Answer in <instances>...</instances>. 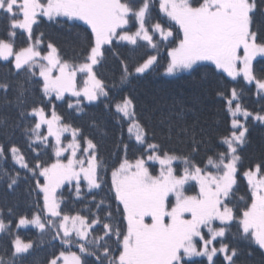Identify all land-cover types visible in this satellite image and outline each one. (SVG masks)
<instances>
[{
    "label": "snow or ice",
    "instance_id": "6c2138e0",
    "mask_svg": "<svg viewBox=\"0 0 264 264\" xmlns=\"http://www.w3.org/2000/svg\"><path fill=\"white\" fill-rule=\"evenodd\" d=\"M0 19L7 21L0 62L8 69L0 74V186L15 194L31 180L43 200L33 214L0 203V237L11 238L0 264H25L34 244L13 228L29 226L66 249L47 264H247L264 256V159L245 167L243 156L249 119L264 126V0H0ZM45 19L68 28L71 60L35 34ZM145 46L157 53L171 46L165 76L234 82L230 95L215 90L230 128L206 126L182 103L143 98L136 82L158 65L157 54L134 59ZM109 56L118 74L105 80ZM243 85L255 86L258 109L241 103ZM56 102L80 117L103 105L119 130L114 164L94 137L58 114ZM89 127L108 135L95 118ZM17 134L34 153L30 160L13 142ZM135 145L139 155L130 159ZM242 181L247 199L238 196ZM66 185L78 199L91 196L88 216L63 212L57 192ZM105 188L110 195L97 199Z\"/></svg>",
    "mask_w": 264,
    "mask_h": 264
},
{
    "label": "trees",
    "instance_id": "16d2710c",
    "mask_svg": "<svg viewBox=\"0 0 264 264\" xmlns=\"http://www.w3.org/2000/svg\"><path fill=\"white\" fill-rule=\"evenodd\" d=\"M7 21L0 19V37L5 35V28ZM35 27V26H34ZM178 28V26H177ZM80 29H74L73 32H79ZM44 33L45 38L51 39L57 43L62 49V55L71 60L74 56L72 44V36L69 34L67 27L56 24L54 21H48L47 19L38 27L35 28V34L39 36L40 33ZM17 47L24 46L25 40L18 36L16 41ZM167 44V42H166ZM171 46H162L159 52H155L151 47L145 46L138 50L134 59L139 60L146 58L148 53L158 55V65L154 66L155 71L145 78L136 82L137 92L145 99L149 101L152 98L158 100L162 105H171L173 102L182 103L184 107L191 108L199 115L202 123L207 122L206 126H210L212 129L218 132H225L230 128L231 117L226 111L225 101H220L215 95L217 87L225 88L229 90L234 86V82H230L228 78L220 81H213L212 83H200L198 78H174L164 75V68L167 63V51ZM127 55V53H125ZM117 61L113 57H108V62L101 69V74L105 80H111L114 74L117 73ZM8 69L2 66L0 62V74L7 73ZM78 85L81 83L80 74L78 75ZM243 99L241 103L245 105L249 110H256L259 108L258 98L255 95V86L243 85ZM239 90V89H238ZM69 98V97H68ZM72 100L71 98H69ZM73 101V100H72ZM57 103V112L61 114L63 118L70 124L81 127L84 130L85 135L94 137L100 144V152L103 158L107 161L108 165H112L116 161V154L114 144L119 136V130L112 127V121L103 105L99 107L90 105L86 111L88 115L86 117H80L72 109L67 107V104L61 102ZM87 104V103H85ZM95 118L102 125L107 126L108 135L100 136L96 130L89 127L90 120ZM193 118L192 113H189L188 119L191 121ZM249 128V143L246 150L243 152L245 167L253 165L264 159V126H261L251 119L248 121ZM124 138L128 140L127 129L125 128ZM14 143L18 144L21 149H24L26 157L30 160L34 153L29 154L24 140L17 134L12 137ZM167 147L178 148L176 144H169ZM139 145L131 146L127 153L128 157L134 158L139 155ZM44 160H48L49 156L44 155ZM54 160L55 157L53 156ZM0 166L2 162H0ZM9 167L11 163L9 162ZM110 178V172H109ZM75 183H73L74 185ZM67 191L62 189L59 193V199L61 202V208L64 213L75 216L81 214L88 216L89 206L91 203V196H85L83 199H78L75 193L74 187L65 186ZM31 195H28L29 190ZM86 191V189H84ZM193 193V192H189ZM110 195L105 188L104 192L98 194L97 199L101 196ZM248 189L245 181H242L240 192L238 196H245L247 199ZM0 203L8 204L16 208L17 214H33L40 211V206L43 204L42 196L38 198L36 191L34 190V182L29 180L27 183H22L20 188L15 194L6 193L4 188L0 186ZM39 205V206H38ZM19 235V238L24 242H32L34 244L33 250L25 258V264H47V260L51 258L52 254H59L60 251L66 250L59 244L58 241H53L49 232L46 230L41 233L37 228H13V236ZM74 238V236H73ZM10 237H0V252H2L10 242ZM115 247V245H113ZM71 251L77 252L78 249L72 247ZM247 264H264V256L260 254H254L251 257H247Z\"/></svg>",
    "mask_w": 264,
    "mask_h": 264
},
{
    "label": "rangeland",
    "instance_id": "374dc122",
    "mask_svg": "<svg viewBox=\"0 0 264 264\" xmlns=\"http://www.w3.org/2000/svg\"><path fill=\"white\" fill-rule=\"evenodd\" d=\"M165 44H166V42H165ZM79 75V74H78ZM168 77V76H167ZM77 78H78V76H77ZM77 83H78V79H77ZM69 98H71L72 100H73V102L75 101V97H69ZM85 103H87L86 101H85ZM239 119L243 122V120H244V118L241 116V117H239ZM65 135H69V138H70V134H65ZM72 183H75V181H73ZM67 186V185H66ZM63 189V188H62ZM62 189H60V190H58V192H57V198L59 199V196H58V193L62 190ZM190 194H194V193H190ZM28 228H35V227H33V226H29ZM22 241V240H21ZM22 242H24V241H22ZM24 243H29V242H24Z\"/></svg>",
    "mask_w": 264,
    "mask_h": 264
}]
</instances>
